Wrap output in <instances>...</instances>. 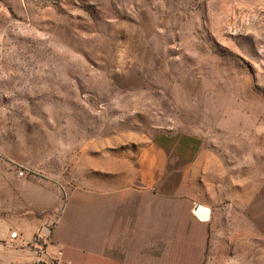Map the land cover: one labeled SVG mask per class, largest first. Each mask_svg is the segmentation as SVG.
<instances>
[{
    "label": "rangeland",
    "instance_id": "obj_1",
    "mask_svg": "<svg viewBox=\"0 0 264 264\" xmlns=\"http://www.w3.org/2000/svg\"><path fill=\"white\" fill-rule=\"evenodd\" d=\"M160 133L199 136L229 180L253 179L207 189L214 206L260 199L264 0H0V221H84L103 191L124 203L147 158L181 170L152 147ZM182 171L156 201L179 228L204 200L198 163Z\"/></svg>",
    "mask_w": 264,
    "mask_h": 264
},
{
    "label": "crops",
    "instance_id": "obj_2",
    "mask_svg": "<svg viewBox=\"0 0 264 264\" xmlns=\"http://www.w3.org/2000/svg\"><path fill=\"white\" fill-rule=\"evenodd\" d=\"M152 147L179 164L181 170L159 171L157 164L147 158L139 172L131 175L139 185L125 193L121 199L124 203H114L113 196L107 200L103 191L102 203H88L84 221L77 220L72 212L65 213L59 218L49 249L62 248L73 264H173L180 255L189 260L192 253L196 254L197 264H231L239 254H244L246 264H254L255 244L261 243L264 253V187L257 201L251 198L249 204H238L235 197L224 194V201L230 203L214 206L208 201L211 196L207 199V189L217 190L222 185L253 189V179L245 176L240 181L229 180L225 176L229 170L217 156L206 152L199 136L160 133ZM195 162L199 167V189L204 194L198 204L211 210L210 219L197 218L175 227L173 208L158 206L157 193L172 194L173 181L184 179L187 173L182 168L187 170ZM159 213L165 214L162 221ZM53 216L40 222L0 221V263L33 262L36 246L21 249L11 245L10 235L17 231L20 239L30 240Z\"/></svg>",
    "mask_w": 264,
    "mask_h": 264
},
{
    "label": "built area",
    "instance_id": "obj_3",
    "mask_svg": "<svg viewBox=\"0 0 264 264\" xmlns=\"http://www.w3.org/2000/svg\"><path fill=\"white\" fill-rule=\"evenodd\" d=\"M55 228V222L47 220L37 230L32 239H20L18 232L14 231L10 235L9 243L21 249L36 246V257L33 262H27V264H73V262L66 257L62 248L57 247L54 250L49 249V246L53 245V232Z\"/></svg>",
    "mask_w": 264,
    "mask_h": 264
},
{
    "label": "water",
    "instance_id": "obj_4",
    "mask_svg": "<svg viewBox=\"0 0 264 264\" xmlns=\"http://www.w3.org/2000/svg\"><path fill=\"white\" fill-rule=\"evenodd\" d=\"M193 213L201 221H208L210 219L211 210L203 205L197 204L193 209Z\"/></svg>",
    "mask_w": 264,
    "mask_h": 264
},
{
    "label": "bare ground",
    "instance_id": "obj_5",
    "mask_svg": "<svg viewBox=\"0 0 264 264\" xmlns=\"http://www.w3.org/2000/svg\"><path fill=\"white\" fill-rule=\"evenodd\" d=\"M18 264H27V263H18Z\"/></svg>",
    "mask_w": 264,
    "mask_h": 264
}]
</instances>
